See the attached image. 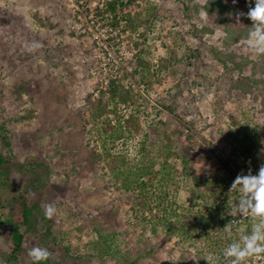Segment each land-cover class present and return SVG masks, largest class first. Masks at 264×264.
<instances>
[{"label": "rangeland", "instance_id": "obj_1", "mask_svg": "<svg viewBox=\"0 0 264 264\" xmlns=\"http://www.w3.org/2000/svg\"><path fill=\"white\" fill-rule=\"evenodd\" d=\"M211 1L104 0L125 22L128 47L116 53V71L110 62L104 71L70 0H0V151L8 159L0 185V264H33L27 253L34 246L50 251L46 264H227L222 250L249 223L228 225L231 237L225 232L234 218L227 201L240 195L230 186L264 164V58L244 46L246 32L210 19ZM112 81L134 93L142 128L115 141L104 128L113 119ZM117 111L126 120L132 108ZM147 134L163 144L158 161L170 157L154 183L137 191L150 208L167 194L196 212L182 170L186 149L197 172L221 182L227 196L221 211L227 224L192 230L189 252L178 238L141 224L155 211L136 214L120 200L112 160L125 155L136 162ZM23 201L38 204L27 227L12 218ZM48 203L57 209L51 219L44 216ZM15 231L24 238L13 263ZM247 264H264V257Z\"/></svg>", "mask_w": 264, "mask_h": 264}, {"label": "trees", "instance_id": "obj_2", "mask_svg": "<svg viewBox=\"0 0 264 264\" xmlns=\"http://www.w3.org/2000/svg\"><path fill=\"white\" fill-rule=\"evenodd\" d=\"M235 4H237V10L234 8ZM108 5L110 9H115L114 3L110 2ZM231 5L225 6L224 0H212L207 6V12L211 14V16L209 15L210 19L212 21L219 20L229 27H233L232 29L237 34L243 32L247 34L252 21L247 17L246 13L250 7L254 6V0H235L232 8ZM239 11H242V13ZM237 17H239V23L241 22L243 25L233 24ZM261 56L264 58V54H261ZM262 69L264 74V66ZM107 94V101L114 105L112 110L113 119H110L105 125L103 124L106 129L105 132L108 133L107 135L115 141L123 137L125 133L135 134L141 131L142 128L136 119L139 116V109L134 106V93L126 90L118 81H112L109 84ZM118 105L132 108L126 120L117 111ZM163 136H167L166 133ZM154 138L156 137H150V134L145 135L141 141V156L136 162L128 161L125 155L115 156L112 160L113 169L115 170L113 179L119 185L120 200L135 211L136 214L142 213V211L145 213L147 210L156 212L157 215L145 218L141 224L147 225L153 234L162 232L171 239L178 238V242L184 245L183 251L189 252L191 248H195L194 239L196 236L192 234V230L197 229L201 225H205V227L219 226L221 228L227 224L229 220L225 214L221 213L223 206L227 205H224V200H226L227 196L224 194L221 182L217 183V180L208 181L197 172L192 163V158L195 154H193L191 149H186L184 157L181 158L182 170L192 183L188 199L191 207L195 208L196 212L189 211L180 205L178 206L167 194L159 198L157 207L150 208L149 204L145 202L143 194H137V191L142 192L146 185L153 184L159 174L160 167L164 166L170 159L168 154L163 159L162 164L158 161V156L162 155L165 150H163L162 142H158L157 138L156 140ZM7 164L8 159L0 151V185L2 184V169ZM37 207L38 204L30 205L23 201L20 203V209L12 214V218L17 225L27 227L31 223ZM160 209L163 212H159ZM141 219H143V216H141ZM246 221H249V223H246L247 232L250 229V220L248 218L239 222V225L244 224ZM23 238L22 233L18 231L13 233L14 248L8 256L9 261L13 263L17 261V255L22 249ZM98 244L101 248L106 247L105 249L107 250L103 254L109 251V246L105 240H99ZM149 252H153V248H150ZM46 261H42L40 264H46Z\"/></svg>", "mask_w": 264, "mask_h": 264}, {"label": "clouds", "instance_id": "obj_3", "mask_svg": "<svg viewBox=\"0 0 264 264\" xmlns=\"http://www.w3.org/2000/svg\"><path fill=\"white\" fill-rule=\"evenodd\" d=\"M246 15L252 24L243 44L254 53L264 54V0H254V6L249 8ZM34 46L39 47V44ZM233 191L240 195L235 200L227 201V204H230L228 214L234 218H248L250 229L241 233L238 239H231L222 250V256L227 264H247L249 258L264 257V164L255 174L251 170L247 174H238L230 186L229 193ZM56 211L52 203L44 206V216L48 219H51ZM239 219H233L225 226L229 237L232 236V228L228 225H236ZM27 254L33 264H40L51 256L50 251L42 246L29 248ZM207 261L211 264V259Z\"/></svg>", "mask_w": 264, "mask_h": 264}, {"label": "built area", "instance_id": "obj_4", "mask_svg": "<svg viewBox=\"0 0 264 264\" xmlns=\"http://www.w3.org/2000/svg\"><path fill=\"white\" fill-rule=\"evenodd\" d=\"M70 7L77 24L83 29L82 32L89 36L96 45L99 57L104 62V71L109 70L106 66L108 62H110L113 71H116V66L120 64L116 60V53L123 54L128 48L125 42L126 27L122 17L119 14L109 12L104 0L100 3L70 0ZM103 77L105 78L104 75ZM108 82L109 80L105 78L104 83L108 84ZM239 218H232L231 221ZM243 219H239L238 223L242 222Z\"/></svg>", "mask_w": 264, "mask_h": 264}]
</instances>
